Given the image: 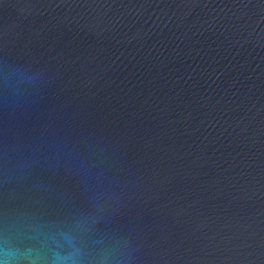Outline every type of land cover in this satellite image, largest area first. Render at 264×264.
Instances as JSON below:
<instances>
[{
  "label": "water",
  "instance_id": "water-1",
  "mask_svg": "<svg viewBox=\"0 0 264 264\" xmlns=\"http://www.w3.org/2000/svg\"><path fill=\"white\" fill-rule=\"evenodd\" d=\"M0 264H264V0H0Z\"/></svg>",
  "mask_w": 264,
  "mask_h": 264
}]
</instances>
